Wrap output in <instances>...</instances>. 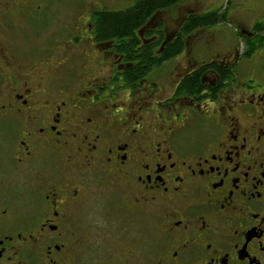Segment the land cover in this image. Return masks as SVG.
<instances>
[{
  "label": "flooded vegetation",
  "instance_id": "flooded-vegetation-1",
  "mask_svg": "<svg viewBox=\"0 0 264 264\" xmlns=\"http://www.w3.org/2000/svg\"><path fill=\"white\" fill-rule=\"evenodd\" d=\"M199 4L103 40L131 6L0 0V264H264V26L220 49Z\"/></svg>",
  "mask_w": 264,
  "mask_h": 264
},
{
  "label": "rangeland",
  "instance_id": "rangeland-1",
  "mask_svg": "<svg viewBox=\"0 0 264 264\" xmlns=\"http://www.w3.org/2000/svg\"><path fill=\"white\" fill-rule=\"evenodd\" d=\"M135 0H99L103 5H106V9L109 11H118L130 7ZM77 0H40V5L49 7V10L58 12L61 16H67L74 14L76 10ZM258 4H257V3ZM67 4V5H66ZM197 13L205 14L207 12L221 11L225 14L226 23L218 24L208 29L216 32L212 33L214 42L218 48H222L225 43L236 42L238 39L239 29L237 27H248L255 22L264 26V0H200ZM180 12L182 9L179 7ZM259 11V14L257 12ZM240 12H247L252 15H256V19L249 17ZM171 14L169 11L159 14L158 18L165 19L167 31L173 29V25L167 21V18ZM209 31H206L200 36H211ZM194 57L200 58L201 52H195ZM253 58L256 61V71L252 72L254 79L264 84V44L261 49L258 48L253 54ZM94 257V256H93Z\"/></svg>",
  "mask_w": 264,
  "mask_h": 264
},
{
  "label": "trees",
  "instance_id": "trees-1",
  "mask_svg": "<svg viewBox=\"0 0 264 264\" xmlns=\"http://www.w3.org/2000/svg\"><path fill=\"white\" fill-rule=\"evenodd\" d=\"M182 0H139L129 9L117 13L98 14L99 36L103 39H123L131 37L134 30L140 28L143 23L156 11L171 8ZM226 23L225 14L221 11H214L205 16L198 17L189 22L188 28L214 26ZM259 35L256 37L257 47H250L248 54L264 44V33L259 28ZM178 41L169 46L172 53L176 52Z\"/></svg>",
  "mask_w": 264,
  "mask_h": 264
}]
</instances>
